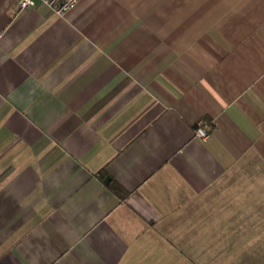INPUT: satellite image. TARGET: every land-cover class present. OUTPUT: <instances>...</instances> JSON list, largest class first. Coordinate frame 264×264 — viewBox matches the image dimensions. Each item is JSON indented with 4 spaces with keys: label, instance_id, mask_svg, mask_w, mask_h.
Returning a JSON list of instances; mask_svg holds the SVG:
<instances>
[{
    "label": "crops",
    "instance_id": "crops-1",
    "mask_svg": "<svg viewBox=\"0 0 264 264\" xmlns=\"http://www.w3.org/2000/svg\"><path fill=\"white\" fill-rule=\"evenodd\" d=\"M224 257L264 264V0H0V264Z\"/></svg>",
    "mask_w": 264,
    "mask_h": 264
},
{
    "label": "built area",
    "instance_id": "built-area-1",
    "mask_svg": "<svg viewBox=\"0 0 264 264\" xmlns=\"http://www.w3.org/2000/svg\"><path fill=\"white\" fill-rule=\"evenodd\" d=\"M48 5L54 12L63 14L68 10L74 8L79 0H40ZM37 0H19L20 8L32 7L36 4ZM198 134L206 136L207 132L203 129L198 130Z\"/></svg>",
    "mask_w": 264,
    "mask_h": 264
},
{
    "label": "rangeland",
    "instance_id": "rangeland-1",
    "mask_svg": "<svg viewBox=\"0 0 264 264\" xmlns=\"http://www.w3.org/2000/svg\"><path fill=\"white\" fill-rule=\"evenodd\" d=\"M218 261H219V264H226L227 259L225 257L224 258H219Z\"/></svg>",
    "mask_w": 264,
    "mask_h": 264
},
{
    "label": "water",
    "instance_id": "water-1",
    "mask_svg": "<svg viewBox=\"0 0 264 264\" xmlns=\"http://www.w3.org/2000/svg\"><path fill=\"white\" fill-rule=\"evenodd\" d=\"M110 180H111V177H110V176H107V177L105 178V182H106V183L110 182Z\"/></svg>",
    "mask_w": 264,
    "mask_h": 264
},
{
    "label": "trees",
    "instance_id": "trees-1",
    "mask_svg": "<svg viewBox=\"0 0 264 264\" xmlns=\"http://www.w3.org/2000/svg\"><path fill=\"white\" fill-rule=\"evenodd\" d=\"M115 187H116V190H117V191H121V190H119V187H117V186H115Z\"/></svg>",
    "mask_w": 264,
    "mask_h": 264
}]
</instances>
